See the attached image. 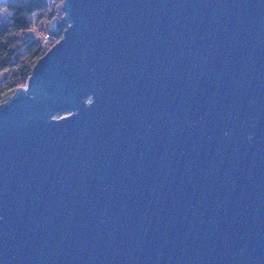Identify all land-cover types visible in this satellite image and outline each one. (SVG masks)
I'll use <instances>...</instances> for the list:
<instances>
[{"label": "water", "instance_id": "obj_1", "mask_svg": "<svg viewBox=\"0 0 264 264\" xmlns=\"http://www.w3.org/2000/svg\"><path fill=\"white\" fill-rule=\"evenodd\" d=\"M63 2L0 104V264H264V0Z\"/></svg>", "mask_w": 264, "mask_h": 264}, {"label": "trees", "instance_id": "obj_2", "mask_svg": "<svg viewBox=\"0 0 264 264\" xmlns=\"http://www.w3.org/2000/svg\"><path fill=\"white\" fill-rule=\"evenodd\" d=\"M64 0H4L0 13V73H6L0 81V104L12 96L16 88L25 86L36 62L46 51L63 37L65 27L62 19ZM56 20L59 27L49 32L48 23ZM37 28L44 37L51 34V43L43 45L42 39L29 40L24 34ZM61 111L55 117L68 114Z\"/></svg>", "mask_w": 264, "mask_h": 264}, {"label": "rangeland", "instance_id": "obj_3", "mask_svg": "<svg viewBox=\"0 0 264 264\" xmlns=\"http://www.w3.org/2000/svg\"><path fill=\"white\" fill-rule=\"evenodd\" d=\"M4 0H0V5H2V2H3ZM1 9H2V6H0V13H1ZM49 25H48V27H49V32L50 33H54V32H56V30L58 29V27H59V25H58V23H57V21L56 20H52V21H50L49 23H48ZM38 29L35 27H33V28H31V29H29V30H27V31H25L24 32V34L23 35H25L29 40H33V39H35V38H38V39H42L43 37H41V36H43L42 34H38L37 31ZM5 74L6 73H0V81H2L3 80V78L5 77ZM60 118V117H59Z\"/></svg>", "mask_w": 264, "mask_h": 264}, {"label": "built area", "instance_id": "obj_4", "mask_svg": "<svg viewBox=\"0 0 264 264\" xmlns=\"http://www.w3.org/2000/svg\"><path fill=\"white\" fill-rule=\"evenodd\" d=\"M45 34L46 35L42 38V44L46 46V45H49L51 43L52 36L49 33H45Z\"/></svg>", "mask_w": 264, "mask_h": 264}, {"label": "bare ground", "instance_id": "obj_5", "mask_svg": "<svg viewBox=\"0 0 264 264\" xmlns=\"http://www.w3.org/2000/svg\"><path fill=\"white\" fill-rule=\"evenodd\" d=\"M65 13V12H64ZM65 16V15H64Z\"/></svg>", "mask_w": 264, "mask_h": 264}]
</instances>
